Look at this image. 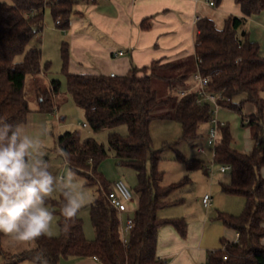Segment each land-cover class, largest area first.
I'll return each mask as SVG.
<instances>
[{"label":"trees","instance_id":"16d2710c","mask_svg":"<svg viewBox=\"0 0 264 264\" xmlns=\"http://www.w3.org/2000/svg\"><path fill=\"white\" fill-rule=\"evenodd\" d=\"M79 1L0 2V120L27 122L33 111L31 101L38 97H41L39 112L54 111L53 100L59 95L60 81L54 79L49 86L44 82L50 68V62L43 61L41 40L45 12L50 9L56 25L65 31ZM212 1L220 6L223 0ZM235 3L244 16L231 15L222 29L211 19L198 21L195 52L198 72L210 78L206 91L220 96V108L242 115L254 133L256 145L249 153L238 152L232 147L229 126L218 123L214 162L230 166L232 172L231 182L222 188L226 194L243 197L245 209L239 217L218 213L217 220L237 233L238 239L236 242L222 239V247L209 252L205 264H264V56L259 43L244 28L245 17L264 13V0H235ZM61 57L68 93L84 111L87 125L94 132L123 124L128 126V135L112 133L109 145L123 164L137 172L138 186L131 188L137 208L129 243L124 245L119 214L108 198L113 184L99 172V165L108 157V152L96 140L82 141L78 133L68 131L58 137V147L71 154L70 167L84 179L86 186L97 188V196L90 205L95 239L86 238L79 213L75 222L66 227L60 214L64 202L61 195L60 200L52 202L57 209L60 235L41 237L36 242L37 248L45 250L50 264H59L62 258L69 257L97 258L101 264H166L157 254L160 229L171 225L181 237H186L188 223L184 218H162L159 212L180 203L174 198L185 183L163 185L164 173L158 170L160 151L153 149L150 127L157 118L174 119L182 125L183 140L195 143L202 137L201 126L211 125L215 118L214 106L208 102L197 103L200 90L194 76L160 77L152 72L159 67L157 62L150 67H133L124 76L111 77L71 73L66 43L62 44ZM156 78L168 83L169 97L164 101L159 100L153 86ZM166 106L174 107L173 116L158 117L160 108ZM246 106L250 112L244 115ZM180 160L188 172L206 168V163L197 159L180 157ZM5 238L0 233L3 264L31 262L32 248L11 253L3 248Z\"/></svg>","mask_w":264,"mask_h":264},{"label":"crops","instance_id":"0c3cea01","mask_svg":"<svg viewBox=\"0 0 264 264\" xmlns=\"http://www.w3.org/2000/svg\"><path fill=\"white\" fill-rule=\"evenodd\" d=\"M211 1L80 0L74 7L70 26L65 31L56 25L50 9H47L41 36L43 61H52L53 48L58 49L61 55L62 44L66 43L71 73H114L124 76L133 67H150L157 62L159 67L152 72L160 77L195 76L198 73L195 52L198 21L208 18L215 22L218 29H222L231 15L244 16L235 0H223L220 6H211ZM245 18L247 22L252 17ZM60 60L62 61L61 56ZM45 77L47 76L44 75L46 83ZM154 84L155 87L158 84L165 95L169 93L166 80L156 78ZM159 91L157 89L158 95ZM35 107L37 110L29 114L27 122L34 127H40L39 124L46 126L47 120L43 116L45 113L38 111V102ZM216 119L219 121L217 115ZM263 171L264 169L262 174ZM132 207L131 204L129 208ZM205 209V214L160 215L162 218L181 217L188 223L186 237H181L171 225L160 229L157 254L166 264H205L209 252L218 250V239L229 236L228 228L223 227V223L217 220L219 211L213 208L212 197L210 207ZM237 239L238 234L233 231L229 240H226L236 242ZM32 247L28 245L27 248L16 251L22 252ZM63 259V264H101L95 258Z\"/></svg>","mask_w":264,"mask_h":264},{"label":"rangeland","instance_id":"374dc122","mask_svg":"<svg viewBox=\"0 0 264 264\" xmlns=\"http://www.w3.org/2000/svg\"><path fill=\"white\" fill-rule=\"evenodd\" d=\"M1 2H6L8 4L12 3L11 0H2ZM244 28L249 32L251 39L259 43L262 55L264 56V13L250 18L245 23ZM35 42L36 41L32 44ZM51 53L53 54L51 57L52 61H49L50 68L45 74L47 76L45 77V84L49 86L51 81L54 79L60 81L59 95L53 100L55 104L54 111L43 115L47 120V135L42 139V143L48 153L47 158L51 165V171L56 175H64L66 173L68 166H66L62 159L57 155V140L60 135L68 131L76 132L80 135L82 141L87 138H91L104 145L108 152V157L99 165V172L103 174L108 183L114 184L119 180H123L130 188L135 189L138 186L137 172L132 167L123 164L122 160L110 150L109 145L111 134L117 133L126 137L129 133L128 126L123 124L113 129L94 132L86 123L84 111L75 104L68 93L67 79L62 72L63 61L60 60L61 55L59 54L58 49L53 48ZM153 86L155 90H160L158 95L159 100L164 101L169 97V93L165 95L163 90L159 89L160 87H158V84H156V87L155 84H153ZM28 93L29 95H32V92ZM37 99L39 100L41 97H38ZM38 100L31 101L30 106L33 111L37 110L35 106ZM249 109V106L244 108V115L250 112ZM174 111V107H162L158 111V117L167 114L173 116ZM216 115L221 123L229 126L230 133L232 135V147L241 153L251 152L256 145V140L254 138V133L247 127V122L243 119L242 115L236 111L222 108ZM39 126L41 125L39 124ZM210 127V123L201 126L200 134L202 137L198 139L195 144L183 140L182 125L176 120L162 118L153 120L150 127L152 146L154 150L160 151L158 170L164 173L163 185L169 186L176 183H185L184 186L178 190L174 198L180 201V203L177 204L179 206L175 205L161 210L159 215H163V213H167L169 215L182 213H186L188 215L189 213L205 214L207 210L202 205V198L207 194L213 198V208H215V210L224 212L234 217H239L243 214L245 209V199L237 195L226 194L223 191L222 186L228 185L231 182L232 172L231 170H228L222 173L220 171L221 165L214 162V147H209L206 143ZM202 145L207 148L206 153L204 154L197 151L198 147ZM180 157L200 160L206 163V168L188 172L186 164L180 160ZM147 169L149 173L151 171L150 164ZM206 169H208V171H206ZM78 179V187L80 185L83 186L86 196L92 203L97 196V188L86 186L84 179L79 175ZM186 179H188V181H186ZM61 195L62 194L57 191L47 201V206L54 213V220L52 222V237H58L60 235V227L58 224L59 219L56 212L57 209L52 202L60 200ZM91 203L80 210L79 216L83 222L84 234L86 238L93 241L95 239V232L90 217ZM132 206L130 215L127 214L123 216L125 221L127 216H134L137 203L134 201ZM222 225L226 228L224 224ZM232 232V230L228 229L227 233H230L229 236H221L220 239H218L219 243H217V249L221 248L222 239L225 238L229 240ZM27 247L28 245H18L16 242L11 240L9 236H6L3 242V248L11 253L20 252L16 250H19L20 248L25 249ZM63 263L64 259H61L59 264ZM0 264H3V258L1 256ZM19 264H31V262L22 261Z\"/></svg>","mask_w":264,"mask_h":264},{"label":"clouds","instance_id":"9594fccd","mask_svg":"<svg viewBox=\"0 0 264 264\" xmlns=\"http://www.w3.org/2000/svg\"><path fill=\"white\" fill-rule=\"evenodd\" d=\"M47 127L29 122L0 120V233L18 245H32L31 264H50L44 249L36 242L51 238L54 213L47 201L57 191L62 194L60 214L68 227L80 210L91 203L78 175L70 167V153L63 147L57 155L68 166L64 175L51 171L42 139Z\"/></svg>","mask_w":264,"mask_h":264},{"label":"built area","instance_id":"2783aa9c","mask_svg":"<svg viewBox=\"0 0 264 264\" xmlns=\"http://www.w3.org/2000/svg\"><path fill=\"white\" fill-rule=\"evenodd\" d=\"M210 5L215 6L213 1L210 2ZM119 54L123 55V52H120ZM110 76L115 77L116 74L111 73ZM194 80L197 83V86L200 90L197 103L202 105L203 103L208 102L214 106L215 118L213 119L211 123L209 134L206 140L207 146L214 147V152H213V158H214L215 148H216L218 137H219V133H218L219 121L216 119V114H217V111L220 109L218 105V99L220 98V96L218 94H213V93H209L206 91V87L210 81L209 77H203L198 72L197 74H195ZM206 149H207L206 146L202 145L198 147L197 151L201 154H204L206 153ZM230 169H231L230 166H227V165L220 166L221 172L228 171ZM108 198L111 202V205L117 210L119 217H120L121 240L124 245H128L129 235L134 226V220H133V217L127 216V219L125 221L123 219V216L127 214L130 215L131 209L129 208V206L134 202L133 192L125 181L119 180L111 186L110 192L108 193ZM202 202L205 208H209L211 205V196L208 194L205 195L202 199Z\"/></svg>","mask_w":264,"mask_h":264}]
</instances>
